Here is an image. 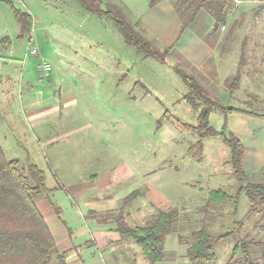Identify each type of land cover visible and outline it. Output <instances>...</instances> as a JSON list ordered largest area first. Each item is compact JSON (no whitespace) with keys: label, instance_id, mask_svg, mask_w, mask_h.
<instances>
[{"label":"rangeland","instance_id":"obj_1","mask_svg":"<svg viewBox=\"0 0 264 264\" xmlns=\"http://www.w3.org/2000/svg\"><path fill=\"white\" fill-rule=\"evenodd\" d=\"M238 5L227 22L220 53L238 65L242 49L240 69L229 73L215 92L203 86L227 107L248 109L245 102H251L250 110L261 114L264 0ZM14 8L31 14V35L19 37ZM33 48L36 54L30 52ZM43 61L50 63L51 72L40 82L38 65ZM174 65L172 56L167 63L143 57L110 19L87 11L78 0H0V145L8 160L39 165L50 187L58 186L59 177L71 173V179L75 163L89 158L83 174L78 173L80 181L90 172L111 176L103 189L106 197L138 190L140 195L123 206L131 226L147 224L161 210L176 209L175 231L164 246L170 264H192L187 249L194 241L192 232L202 227L215 236L232 232L216 244V259L204 264H243L242 252L234 249L241 241H264L261 215L250 212L244 192L236 212L233 200L208 205L212 189L239 193L230 150L219 137L206 138L199 149L198 112L183 100L188 86L175 70L182 67ZM210 120L221 130L226 118L215 110ZM251 166L250 178L264 179V170ZM63 193L59 196L68 197ZM128 241L138 253L132 258L150 264L135 241ZM251 252L255 264H264L259 249L252 246ZM55 258L41 264H61Z\"/></svg>","mask_w":264,"mask_h":264},{"label":"trees","instance_id":"obj_2","mask_svg":"<svg viewBox=\"0 0 264 264\" xmlns=\"http://www.w3.org/2000/svg\"><path fill=\"white\" fill-rule=\"evenodd\" d=\"M87 10L101 17L110 19L126 42L135 47L143 57L153 58L167 63L169 48L163 51L157 49L146 39L134 23L116 6L102 7L104 0H78ZM160 0H151L153 6ZM175 7L182 19L183 26L187 27L197 16L200 9H206L221 25H226L232 11L236 9L233 0H176ZM16 19L20 23V38L31 35L33 18L28 12L14 8ZM177 74L188 86V92L183 100L191 107L194 113L198 112L197 129L200 130L198 141L199 149L203 141L209 137H219L230 150V165L233 177L238 186V194L232 196L224 188L218 187L208 191V205H222L230 200L236 202L240 193L244 192L250 200L251 213L261 215L259 229H264V179L252 180L245 165V146L240 138L227 128V123L221 130L212 125L210 116L213 111L222 114L244 112L249 115L264 117L250 110L251 103L246 102L248 109L227 107L209 95L206 88L192 75L175 67ZM263 171V170H262ZM52 188L46 183V172L35 163H21L18 159H7L0 145V264H41L48 261L52 255L65 264V253L56 250L55 240L49 231L44 218L39 212L37 201L44 198L52 202ZM140 194L138 190L130 193L122 200V209L111 218L116 223L117 231L123 238L132 239L142 250L150 264H157L165 260L166 236L175 231L178 218L176 209L161 210L147 224L131 226L123 213V206L128 205ZM55 206V204H53ZM59 215L60 210L54 207ZM262 221V222H261ZM194 241L189 244L187 257L192 264H204L216 259L214 248L223 238L232 235V232L222 235H212L207 227L192 232ZM259 249L264 262V241H241L234 249L243 254V264H255L251 247Z\"/></svg>","mask_w":264,"mask_h":264},{"label":"crops","instance_id":"obj_3","mask_svg":"<svg viewBox=\"0 0 264 264\" xmlns=\"http://www.w3.org/2000/svg\"><path fill=\"white\" fill-rule=\"evenodd\" d=\"M150 1L104 0V3L118 7L127 18L128 14H135L130 20L137 25L136 29H142L146 33H142L146 39L169 48V57H173L174 66H181L210 92L222 87L229 73H236L240 69V58L244 54L242 49L238 65L220 53L226 38L227 24H219L208 10L200 9L195 19L184 27L174 0H160L153 6ZM235 1L239 2L238 9L245 2L248 4L256 0H233ZM236 50L238 52L239 48ZM236 50L228 54L233 55ZM225 118L227 128L245 146L246 167L252 165L255 171L264 170V117L234 112L228 113ZM58 154L60 158L65 156L63 150ZM74 155H77L76 150ZM90 156L92 155H87V158ZM88 159L84 164L75 163L71 179L70 173L65 179L63 176L62 179L59 177L58 186H48L54 190L51 196L53 204L60 210L59 215L52 202L43 200L38 204L39 212L55 240L56 250L65 253V264H143L139 257L132 258L138 253L133 244L120 235L115 221L111 218L113 214L121 211L125 193L118 192L106 197L103 189L106 180L110 181L111 176L105 179L103 173H86L82 181L77 178L79 174H83ZM63 190L68 197L59 196L64 194ZM163 199L165 203L167 197L163 196ZM124 216L126 218L125 212ZM140 251L142 253L141 249ZM170 263L164 260L157 264Z\"/></svg>","mask_w":264,"mask_h":264},{"label":"built area","instance_id":"obj_4","mask_svg":"<svg viewBox=\"0 0 264 264\" xmlns=\"http://www.w3.org/2000/svg\"><path fill=\"white\" fill-rule=\"evenodd\" d=\"M238 4V2H237ZM32 54H36V49L33 48L30 51ZM38 71H39V79L40 82H44V80L50 76L51 72V65L47 61H43L41 64L38 65Z\"/></svg>","mask_w":264,"mask_h":264}]
</instances>
